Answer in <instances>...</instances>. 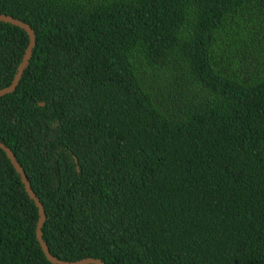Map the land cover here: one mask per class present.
Returning a JSON list of instances; mask_svg holds the SVG:
<instances>
[{
    "label": "trees",
    "instance_id": "obj_1",
    "mask_svg": "<svg viewBox=\"0 0 264 264\" xmlns=\"http://www.w3.org/2000/svg\"><path fill=\"white\" fill-rule=\"evenodd\" d=\"M0 14L35 35L0 141L54 258L264 264V0H0ZM27 45L0 22V90ZM37 221L0 149V264H51Z\"/></svg>",
    "mask_w": 264,
    "mask_h": 264
},
{
    "label": "water",
    "instance_id": "obj_2",
    "mask_svg": "<svg viewBox=\"0 0 264 264\" xmlns=\"http://www.w3.org/2000/svg\"><path fill=\"white\" fill-rule=\"evenodd\" d=\"M0 22L6 23V24H11L15 27L22 29L28 37V45L24 51L21 62L19 63V65L16 69V73L12 79L11 85L0 90V98H2L6 95L11 94L15 90V88L17 87V85L20 81V78L23 74V71H24V69H26L28 62H29V59L31 58L32 49L34 48V45H35V35H34V32L31 30L29 25H27V24H25V23H23L17 19H14L10 16L0 14ZM40 105H42V104H40ZM0 149L6 153L8 159L12 163V167L14 168L16 173L20 176L21 183L24 186V190H25L27 196L34 202V204L38 210V221H37V225H36L35 234H36V240H37L46 260L51 264H103L100 260L91 259V258L82 259V260L75 261V262L61 261V260L54 258L49 253L48 248L42 239V233H41V229H42V226H43L44 221H45L43 206L40 203L39 199L36 197V195L31 190L29 183H28V180L26 178V175H25L24 171L21 169V167L19 166V164L17 163V161H16V159L12 153V150L10 148L6 147L1 141H0Z\"/></svg>",
    "mask_w": 264,
    "mask_h": 264
}]
</instances>
